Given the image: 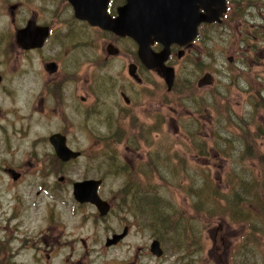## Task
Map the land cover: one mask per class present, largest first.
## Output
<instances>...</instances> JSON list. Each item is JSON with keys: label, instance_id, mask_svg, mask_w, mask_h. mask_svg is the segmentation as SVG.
<instances>
[{"label": "rangeland", "instance_id": "rangeland-1", "mask_svg": "<svg viewBox=\"0 0 264 264\" xmlns=\"http://www.w3.org/2000/svg\"><path fill=\"white\" fill-rule=\"evenodd\" d=\"M231 8L235 11L226 18L203 28V34L200 31L199 53L179 61L176 86L188 89L184 96L175 94L174 100L170 96L164 129L157 124L147 139L131 130L130 105L118 93L131 89L127 55L133 44L128 39L88 29L84 35L93 41L69 47L67 56L60 54L66 73L58 72L61 83L56 82L55 92L48 88L41 104L36 94L45 91L44 80L39 84L36 74L12 75L22 68L44 74L42 59L26 63L18 58L9 63L7 77L16 92L7 98L0 96L6 124L0 132V160L35 166L24 181L14 184L0 172V217L17 204L21 224L17 233L0 231V236L6 232L5 238L6 234L15 238L5 243L7 250L18 252H9V264H72L61 258L47 262L44 254H36L34 240L51 219L53 232L65 234L63 254L71 252L76 258L81 244H86L82 264H246L244 252L247 257L252 254L251 264H264V185L254 178L264 169L257 160H264V130L259 129L264 127L259 99L264 56L258 53L260 43L244 50L241 25L247 18L264 21V0H233ZM73 25L67 19L63 27ZM108 42L118 43L121 52L103 60ZM62 47L57 44L49 54L52 50L59 54ZM204 74L210 75L211 83L198 88ZM158 83L154 77L149 84L155 87ZM30 95L36 113L30 111ZM117 102L120 118L115 113ZM54 131L64 132L71 148L83 153L49 174L43 169L50 148L46 136ZM60 175L65 183L57 181ZM85 178L104 179L99 193L111 206L106 216L100 217L93 206L80 205L72 198L70 182ZM32 180H45L48 192L40 184L30 185ZM55 184L63 190H54ZM153 203L166 218L164 225L150 220ZM233 203L241 211L236 221L219 212ZM245 217L255 223V232L250 233L247 223L240 220ZM124 226L128 234L106 246L105 239ZM154 238L162 239V257L149 255ZM234 247L241 250L235 258L231 256L236 253Z\"/></svg>", "mask_w": 264, "mask_h": 264}, {"label": "flooded vegetation", "instance_id": "flooded-vegetation-1", "mask_svg": "<svg viewBox=\"0 0 264 264\" xmlns=\"http://www.w3.org/2000/svg\"><path fill=\"white\" fill-rule=\"evenodd\" d=\"M231 1L233 2V0L228 1L230 3V11H235V8H231ZM124 4L125 0H108L105 9L106 15L110 19L115 18L118 15L119 7ZM227 15L228 14H226V16ZM248 16L252 15L248 14ZM260 18L261 21L259 22H250L248 18L241 21L242 30L244 32L242 35V44H244V50H250L255 46V43H260L258 46V53L264 56V21L262 17ZM67 19H71L75 25L69 28L63 27L66 25ZM209 25L211 24L199 25L195 38L188 43L184 45L171 43L169 45V53L167 59L164 61V66L168 67V69L171 68L173 71V81L171 87H169L167 81L162 76L161 69L159 67H148L146 62L141 59L138 54V44L132 37L117 35L109 30L101 28L97 24L90 23L85 17H79L76 15L75 8L71 0H0V96L1 98H7L8 95L12 96L15 94L14 92H16V89L10 85L7 77L9 63H16L18 58H24L26 63H30L33 58L39 60L42 59V61L39 62L44 74L38 70L32 71V73L30 70L26 72L24 68H22L12 75L15 77L18 75H24L25 73L36 74L39 76L37 80L39 84H41L44 80L45 85L43 86L45 87V91L43 93L39 91L36 94V100L39 104H41L44 101V96L48 94V88H50L52 92H55L56 82L61 83V78L57 75L58 72L60 71L62 74L66 73V71H63L64 64L60 61V54H65L67 56L69 55V52H67L69 47L73 46L76 48L80 42H92L93 38H89L84 35V33H86L88 29L97 28L114 34L118 38L128 39L133 44L132 50L128 52L127 55L129 57L127 74L131 78V89H120L118 90V93L125 105H130L128 118H131V130L136 134H141L142 138H151L150 134L154 128H158L157 124H159V128L162 129L167 123L168 110L165 109H168L170 104V96L171 100H174V97L176 98L175 94L180 93L178 94L179 97L185 95L184 90H187L188 88H184L183 86L178 88L176 86L180 68L179 61L185 56H192L194 58L199 53L200 43L203 41V36L200 34V31H202L203 34V28ZM248 25L251 28H249ZM77 27L81 28L80 31L79 29L76 30ZM260 27L262 28L261 30ZM255 32L256 34H254ZM251 37L253 39H251ZM60 43L64 45V47H62L63 50H60L59 54H53L52 50V53L49 54V51ZM149 47L153 53H157L163 49V45L157 41H153ZM104 51L105 55L102 57L103 60L116 56L119 52H121L118 47V43L117 45H114L111 42H108L105 45ZM87 65L88 63L86 66ZM51 76L53 77L51 78ZM154 77L159 80V83L157 86L152 87L149 83L152 79H154ZM50 78L53 79V83L51 85ZM82 78L87 80L83 76ZM209 78L210 75L204 74L202 79L198 81L197 87L201 88L200 86L204 87L210 85L211 80L208 81ZM261 85L262 87L259 91V99L262 102L261 104L263 107L264 84ZM85 88H87V84ZM31 93H33L32 90ZM49 93L51 94L50 91ZM31 97L32 95L28 97L31 106L30 111L31 113H36L34 108L36 103H33V99ZM84 99L85 98L83 96L80 98L81 101ZM133 101L135 102L132 103ZM114 107L116 118H120L121 111L118 102ZM2 109L3 107L0 106V132L6 130V124L3 121L4 111ZM55 111H57V109ZM145 122H148V124ZM56 134L64 138L65 145L68 149L77 153L75 157H71L64 161L57 156L54 146L50 142V137ZM46 137L50 148H48V152L46 153L48 158L46 160L47 163H43V169L47 170L49 174L54 173V171L58 168L63 169V167L78 160L82 156V150L71 148L68 143L69 139L64 132H50ZM138 143L140 144V141H138ZM29 155L30 157H33L34 153H29ZM26 164L27 167H24L21 160L15 162L11 159H1L0 172L9 176L13 184L19 183L24 181V177L29 171L35 169V166L31 167L30 162H26ZM49 174H47V176ZM88 179L100 180L97 187V194L100 196L99 189L102 186L104 179L85 178L70 182V192L72 198H74V184ZM57 181L59 183H65L67 180L63 175H60ZM36 182L37 181L32 180L30 185L35 184ZM36 184L38 186L40 184L42 190L48 192L45 180ZM54 186V190H63L60 185L57 186V184H55ZM16 200L17 199L14 198V202ZM74 200L80 205H91L97 211L95 205L90 202L81 203L75 198ZM19 217L17 204H14L12 206V211H4L2 213L0 217V231H6L8 234L9 231L17 233L21 227V224L17 220ZM53 227L54 225L51 219L45 226L43 233L39 235V239L34 240L36 254H44L47 262L53 261L55 258H61V261L63 262H69L72 260V264H82V257H85L88 252L85 248L86 244L84 242L81 244V251L76 253V258H73V253L71 252L69 254H63L62 249L67 246V242L64 240L65 234L63 237L61 233L57 235L53 232ZM4 234L0 236V262L1 264H9V252L14 251L12 254L18 252L16 251V248L7 250L5 243L10 239L15 238H13V235L9 236L8 234H6L5 238ZM60 238L64 241V243L60 241ZM159 241L161 244V240ZM3 252H7L6 257H4ZM149 255L152 256L151 253ZM69 256L71 259H69ZM11 261L14 262L15 260L12 259Z\"/></svg>", "mask_w": 264, "mask_h": 264}, {"label": "water", "instance_id": "water-1", "mask_svg": "<svg viewBox=\"0 0 264 264\" xmlns=\"http://www.w3.org/2000/svg\"><path fill=\"white\" fill-rule=\"evenodd\" d=\"M108 0H71L76 15L85 17L92 24L112 31L120 36L128 35L138 44V54L148 67H159L162 76L171 87L173 71L164 66L169 53V45H184L196 36L197 26L202 23L220 22L226 11V0H125L118 9V15L110 19L105 12ZM157 41L163 45L153 53L149 45ZM231 57L228 58L231 61ZM131 73V69H130ZM57 156L61 160L75 157L77 153L68 149L65 140L59 135L50 137ZM100 180L88 179L74 184L73 195L78 202H90L100 215L109 211L110 205L97 194ZM124 227L121 233L106 238L105 245L116 244L127 234ZM150 252L159 257L162 249L158 240L150 243Z\"/></svg>", "mask_w": 264, "mask_h": 264}, {"label": "trees", "instance_id": "trees-1", "mask_svg": "<svg viewBox=\"0 0 264 264\" xmlns=\"http://www.w3.org/2000/svg\"><path fill=\"white\" fill-rule=\"evenodd\" d=\"M263 108H264V105H263ZM260 130H264V127H260L259 128ZM244 137H247V136H244ZM247 140V142H250V143H252V141L251 140H248V139H246ZM255 154V153H254ZM250 157H251V155H250ZM249 157V158H250ZM252 158V157H251ZM258 161H259V163L264 167V160H262V159H257ZM255 179H260V180H262V183H263V185H264V169L263 170H259V172H258V176H256L255 175V177H254ZM253 177L251 178V179H254ZM236 200H239V197L237 196V199ZM263 202V201H262ZM143 205H142V208H140L141 209V211L143 212L144 211V208H146V207H144V203H142ZM152 206H154L153 207V209H152V211H151V217H150V220L151 221H154L155 222V224L156 225H164V223L166 222V218L163 216V214H162V212L160 211V210H157V204H152ZM219 212H220V214L222 215V216H229L233 221H236L237 220V217H239V215L241 214V211L238 209V207L236 206V204L235 203H233V207H226V208H222V209H220L219 210ZM202 215H207L208 217H211L212 216V213H208V214H202ZM242 222H246L247 223V225L249 226V228H247L249 231H250V233H253V232H255V229H256V227H255V223H252V219L250 218V217H245V218H241L240 219ZM263 221V220H262ZM167 222H173L172 220H170V219H167ZM244 222V223H245ZM156 235H158V234H156ZM259 238V240L261 241V236H259L258 237ZM162 240V239H161ZM244 240V239H243ZM241 246V247H240ZM238 247H240V249L242 248V245L241 244H239V246ZM238 247L236 248V247H234V252L236 251V253L235 254H233V255H231L232 257H236L237 256V253L240 251L241 252V250L240 249H238ZM245 254H246V252H244L243 254H242V256L246 259V264H251V259H252V254H251V256L249 257H247V256H245Z\"/></svg>", "mask_w": 264, "mask_h": 264}]
</instances>
